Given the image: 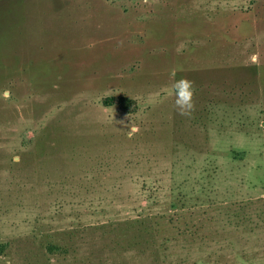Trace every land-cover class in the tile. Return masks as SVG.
Wrapping results in <instances>:
<instances>
[{"label":"rangeland","instance_id":"374dc122","mask_svg":"<svg viewBox=\"0 0 264 264\" xmlns=\"http://www.w3.org/2000/svg\"><path fill=\"white\" fill-rule=\"evenodd\" d=\"M0 264H264V0H0Z\"/></svg>","mask_w":264,"mask_h":264},{"label":"clouds","instance_id":"9594fccd","mask_svg":"<svg viewBox=\"0 0 264 264\" xmlns=\"http://www.w3.org/2000/svg\"><path fill=\"white\" fill-rule=\"evenodd\" d=\"M10 90L5 91V95H10ZM171 94L174 97L173 107L178 115L191 118L195 111V87L194 81L187 77H182L179 80H174L171 84ZM17 162L19 158L17 157Z\"/></svg>","mask_w":264,"mask_h":264}]
</instances>
